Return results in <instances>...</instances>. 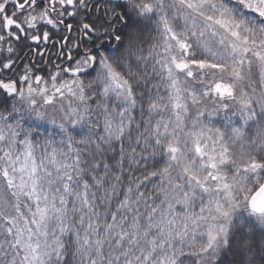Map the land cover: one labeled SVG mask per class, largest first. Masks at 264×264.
Masks as SVG:
<instances>
[{
  "label": "snow or ice",
  "instance_id": "1",
  "mask_svg": "<svg viewBox=\"0 0 264 264\" xmlns=\"http://www.w3.org/2000/svg\"><path fill=\"white\" fill-rule=\"evenodd\" d=\"M264 264V0H0V264Z\"/></svg>",
  "mask_w": 264,
  "mask_h": 264
},
{
  "label": "trees",
  "instance_id": "2",
  "mask_svg": "<svg viewBox=\"0 0 264 264\" xmlns=\"http://www.w3.org/2000/svg\"><path fill=\"white\" fill-rule=\"evenodd\" d=\"M225 259H226V258H222L220 264H224Z\"/></svg>",
  "mask_w": 264,
  "mask_h": 264
}]
</instances>
